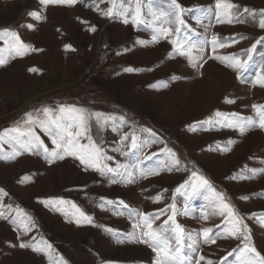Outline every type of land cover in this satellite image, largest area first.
I'll use <instances>...</instances> for the list:
<instances>
[{
	"label": "rangeland",
	"instance_id": "1",
	"mask_svg": "<svg viewBox=\"0 0 264 264\" xmlns=\"http://www.w3.org/2000/svg\"><path fill=\"white\" fill-rule=\"evenodd\" d=\"M230 2L239 7L243 22L219 23L215 0H178L184 24L177 34L174 16L163 24V18L156 21L153 15L170 11V0H140L143 23H133L130 11L127 24L124 17L102 15L109 0H78L73 6L0 0V30L16 31L23 43L40 50L9 58L0 67V132L15 126L26 113L46 106L84 107L115 118L103 128L92 121L89 134L111 157L104 163L119 167V174L101 175L73 157L49 164L42 153L35 152L0 160L4 193L0 195V264H154L155 253L147 244L127 240L138 219L132 213L150 214L155 228L173 214L171 206L176 209V223L199 243L193 252L185 240L184 255L205 256L201 264L209 259L213 264H239L236 257L242 241L225 238L228 225L224 216L213 214L212 191L204 188L193 196L187 195L188 187L176 191L185 181L196 182L191 177L194 171L223 194L264 256V129L253 127L240 134L222 127L214 115L236 113L258 123L252 105H264V43H256L264 37L258 27L264 0ZM130 3L132 9L137 7L136 0ZM245 8L257 19L244 13ZM32 11L45 19H33L28 15ZM160 26L171 27L172 35L154 43L152 37ZM92 27L95 31H90ZM212 35L228 46L213 53ZM169 40L208 42L204 60L199 61L203 67H191L187 56L170 58L174 48ZM65 45L75 51L66 50ZM193 55L201 53L194 50ZM212 55L235 56L248 63L238 78V70L209 59ZM33 67L39 72H30ZM128 67L136 71L125 72ZM164 83L168 86L163 87ZM36 133L52 147L42 131L36 129ZM133 136L137 148L131 147ZM81 143L87 140L82 138ZM4 149L9 151L7 145ZM166 149L176 153L178 166L171 165ZM252 169L258 170L254 176ZM248 176L253 178H244ZM157 196L160 199L154 202ZM45 201L68 203L46 207ZM72 204L91 216L92 223L78 225ZM16 209L31 217L27 234ZM166 227L174 225L169 222ZM204 228L212 229L216 243L202 242L199 234ZM44 241L52 245L48 253L19 246L44 247ZM229 252L233 255L227 256Z\"/></svg>",
	"mask_w": 264,
	"mask_h": 264
},
{
	"label": "snow or ice",
	"instance_id": "2",
	"mask_svg": "<svg viewBox=\"0 0 264 264\" xmlns=\"http://www.w3.org/2000/svg\"><path fill=\"white\" fill-rule=\"evenodd\" d=\"M78 2V0H39V3L43 6L49 4H59L66 6H73ZM103 2V0H101ZM216 9L218 10L217 20L219 23H233L234 19L243 22L241 12L238 6L230 2V0H215ZM110 6L108 9L102 13V15L112 17L114 15L124 17L123 23L127 24L128 13L132 11V22H141L140 20L141 12L139 8L140 0H136L137 7L135 9L131 8L130 0H109ZM170 11L161 12L159 15L153 13L156 21H161L163 24H169L171 22V17H175V23L178 25L175 28V32L178 34L180 32L179 25L184 24V20L181 18V13L183 9L178 3V0H170ZM244 13H249L253 20L257 19L255 13H250L247 8L243 9ZM33 19L41 21L45 19L43 15L39 12L32 11L28 13ZM223 17V18H222ZM29 29L33 28L32 24H28ZM258 27L264 30V9L261 10V15L258 20ZM90 31H95L92 27ZM173 29L168 26H160L156 28L155 34L152 37L154 43H158L160 39H166L172 35ZM0 41L4 42V47H0V67L5 66L8 59H15L16 57H23L29 51H40L39 49L33 48L31 45L23 43L16 31H11L8 29L0 30ZM169 43L173 45L174 50L169 53V57L175 55L187 56L188 62L191 67L199 70L203 67V63L199 61L204 60V48L205 44L197 45L191 41H185L181 43L179 40H169ZM137 43L143 45L144 41H137ZM264 43V37L256 42ZM210 44L213 53L217 48H225L226 43L223 40L218 39L217 35H212ZM256 44H253L252 49H255ZM66 50L75 51L71 45H65ZM250 49L249 51H251ZM201 53V55H193V51ZM209 59H215L220 61L226 67L238 70L239 74L243 72L244 68L247 66L248 61H241L235 56L226 55H212L208 57ZM206 62V60H205ZM30 72L38 73L39 69L33 67L29 69ZM125 72H133L136 69L131 67L125 68ZM167 87V83L162 85ZM262 86H264V81H262ZM227 103H234L233 100H227ZM254 112L258 117V123L252 117H242L236 113L225 114L222 112H215L214 115L217 119L216 122L220 123L222 127H228L232 129H237L240 134H244L253 127H259L264 129V105H252ZM114 120L115 118H110L104 113L92 112L84 107H78L74 105H59L56 108L43 107L42 109H37L35 112H29L25 114V117L17 122L15 126L10 129L0 132V160H14L23 153H42L45 160L51 164L57 160H64L66 157H73L84 165L86 168H92L99 172L101 175H106L108 173L119 174V167L113 168L109 167L104 163L105 160H110L111 157H106L104 155L103 149L100 148L97 143L93 140L92 136L89 134L91 130V122L95 121L96 125L103 128L109 120ZM121 121L124 117L119 118ZM209 123H212V118H209ZM36 129L42 131L50 140L52 147L49 148L45 142L36 133ZM86 139L87 143H81V139ZM4 145L8 146L9 151H5ZM132 148H137V138L132 137ZM224 150H230L225 148ZM169 157L171 159L172 166H178L180 160L176 158V153L171 149H166ZM151 157H146L150 159ZM253 176L258 170L252 169ZM153 174H158L154 172ZM253 176L244 177L247 179L253 178ZM191 177L196 178V182L189 183L185 181L181 184L176 191L180 192L181 189L188 187L187 195L193 196L199 193L201 189L207 188L212 191L214 197V215L224 216L227 222V227L224 229L225 238L232 237L241 239L243 247L239 249V255L236 257L239 264H264V256L257 251L256 247L252 244V237L249 233L248 226L243 223V220L238 213L235 212L234 208L227 202L222 193H216L215 189L212 188L210 182L203 176L198 175L195 171L191 173ZM115 183V180L112 181ZM131 182V181H129ZM4 193L0 191V195ZM247 197H242L246 199ZM159 196L154 198V202H158ZM218 201V203H216ZM106 203H110L105 201ZM45 206L53 204H65L67 201H45ZM123 207L127 208L123 202H119ZM172 207L173 214L168 216V218L163 222L162 225L158 227H153L152 217L150 214L146 213H135L133 212V217H138L137 221L132 224L133 232L127 234V240L129 242H138L142 244H147L151 250L155 253L154 264H201V261H205V256L199 255L198 258L194 259L191 255H184L182 253V248L184 246V241L187 240L189 243L187 247L193 252L197 251L199 246L196 236L191 233L185 234V230L175 221V206ZM72 208L75 209V213L78 214V219L76 223L79 225L82 222L92 223V217L86 215L79 207L72 204ZM17 213L21 217L20 227L23 232L27 234L31 230V217L25 216L20 209H16ZM161 210V214H162ZM3 212H0V216ZM65 215H67L65 213ZM159 218L158 216L156 217ZM207 219V217H205ZM169 222L174 225L172 228H167ZM34 227V225H31ZM109 233H112V229H107ZM173 235L169 236L168 232ZM139 233V235H137ZM202 238L204 244L216 243V236L212 234V229L204 228L199 234ZM123 242V241H118ZM44 247H37L29 243H21L19 246L21 248L31 247L33 251L48 253L52 249V245L48 244L46 241L43 242ZM233 253L229 252L227 256H232ZM227 256L222 258L227 260ZM206 264H213L212 260H207Z\"/></svg>",
	"mask_w": 264,
	"mask_h": 264
}]
</instances>
